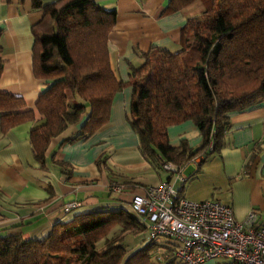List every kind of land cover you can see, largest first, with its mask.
I'll list each match as a JSON object with an SVG mask.
<instances>
[{"label":"trees","instance_id":"trees-1","mask_svg":"<svg viewBox=\"0 0 264 264\" xmlns=\"http://www.w3.org/2000/svg\"><path fill=\"white\" fill-rule=\"evenodd\" d=\"M31 1L32 9L43 13L32 27L33 73L51 85L33 109L22 97L0 90V126L6 134L36 122L30 142L43 169L55 138L86 118L63 144L89 139L110 122L114 97L127 87L133 89L127 121L139 138L141 155L159 170V157L183 167L198 156L220 153L230 115L264 103V0H170L168 14L197 2L205 11L182 29L179 52L137 48L145 63L130 67L128 82L117 78L111 64L109 38L116 11L93 0ZM1 53L0 47V78L5 64ZM187 121L199 129L202 146L193 149L185 140L171 146L168 129ZM56 156L53 164L70 177L71 165ZM107 160L105 155L97 161L101 173L111 170ZM145 230L125 210L77 215L56 224L41 240L0 235V264H151L157 240L129 258L123 246L126 235ZM163 255L167 264H174L172 250Z\"/></svg>","mask_w":264,"mask_h":264},{"label":"crops","instance_id":"crops-1","mask_svg":"<svg viewBox=\"0 0 264 264\" xmlns=\"http://www.w3.org/2000/svg\"><path fill=\"white\" fill-rule=\"evenodd\" d=\"M53 1L56 0H44V3ZM93 1L117 13L109 51L112 68L124 82L130 80V67L138 69L145 63L137 48L148 51L150 47H157L179 52L182 29L205 11L202 2L168 14L170 0ZM42 17L41 11L32 9L31 0H13L9 5L0 0V29H3L0 47L5 62L0 90L22 97L30 109L51 85L50 81L37 79L32 68V27ZM132 94V87L116 94L110 122L89 139L63 144L80 130L86 118L55 138L47 153V169L33 156L30 131L36 122L23 123L6 134L0 126V235L23 234L41 240L56 224L68 222L77 215L106 210L133 214L131 202L135 195L143 194L149 186L174 181L173 175L155 169L139 151V138L126 118ZM230 122L226 146L209 157L198 156V167L186 164L182 172L186 182H178L176 186L191 201L213 199L231 206L239 221L245 220L253 210L264 219V103L232 113ZM168 136L173 147L185 140L196 149L203 142L192 121L170 127ZM54 154L55 160L71 165L70 177L53 164ZM105 155L111 170L101 173L97 161ZM71 202H77L79 207L65 214L64 207ZM151 242L147 229L126 235L123 246L127 258ZM157 242L159 246L153 251L151 264H167L163 254L169 250L173 251L174 264H182L176 258L171 240L161 238ZM222 263V260H212L205 264Z\"/></svg>","mask_w":264,"mask_h":264},{"label":"built area","instance_id":"built-area-1","mask_svg":"<svg viewBox=\"0 0 264 264\" xmlns=\"http://www.w3.org/2000/svg\"><path fill=\"white\" fill-rule=\"evenodd\" d=\"M200 164L195 158L189 162ZM161 171L174 176L149 186L131 202V211L144 224L150 240L169 239L175 244L176 258L182 264H264V219L253 210L243 221L236 219L231 206L217 200H189L178 188L184 184V166L159 157ZM119 191V189H116ZM79 207L71 202L64 207L69 214Z\"/></svg>","mask_w":264,"mask_h":264}]
</instances>
